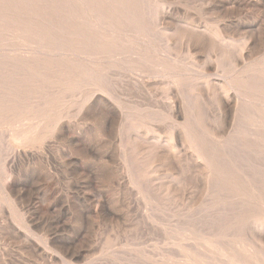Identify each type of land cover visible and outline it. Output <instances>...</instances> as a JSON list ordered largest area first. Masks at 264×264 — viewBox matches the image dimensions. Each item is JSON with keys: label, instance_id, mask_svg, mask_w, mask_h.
I'll list each match as a JSON object with an SVG mask.
<instances>
[{"label": "rangeland", "instance_id": "rangeland-1", "mask_svg": "<svg viewBox=\"0 0 264 264\" xmlns=\"http://www.w3.org/2000/svg\"><path fill=\"white\" fill-rule=\"evenodd\" d=\"M138 6L149 13L143 27L121 34L122 48L101 53L97 82L101 81L102 92L94 99L97 104L87 105L86 114L78 112L80 94L89 89L90 78H84L88 83L77 79L70 91L65 90L77 98L69 99L63 92L62 120L72 132L25 144L22 131L35 125V113L17 104L0 117V180L14 202L11 206L0 197V264H223L222 257L242 248L264 257V227H260L264 213L249 201L253 195L246 183L251 181L255 192L264 194V133L259 146L253 135L258 130L254 93L240 95L230 88L241 76L250 85H261L264 94V0H139ZM12 46L23 47L17 42ZM12 52L0 53V82L24 85L32 101L43 94L51 73L37 66L26 71L19 55L27 51ZM226 99L232 109L224 115L221 103ZM110 108L118 115L113 123L108 119ZM193 115L200 129L193 128L205 139L210 163L199 157L198 142L188 134ZM185 131L190 139L185 140ZM245 150L251 159L256 157L254 161L241 153ZM20 151L27 152L28 159ZM237 158L250 166L238 164ZM258 158L263 161L258 163ZM243 168L253 173L251 177ZM226 175L233 176V184Z\"/></svg>", "mask_w": 264, "mask_h": 264}, {"label": "bare ground", "instance_id": "bare-ground-1", "mask_svg": "<svg viewBox=\"0 0 264 264\" xmlns=\"http://www.w3.org/2000/svg\"><path fill=\"white\" fill-rule=\"evenodd\" d=\"M144 1V0H143ZM250 1V0H248ZM142 3V2H141ZM145 3V2H144ZM139 0H0V53L2 52V55H8L9 51H19V53L21 51H27L23 54H21L22 56L19 55V57H21L22 59H20V64L25 67L24 69L26 71H32V66H37L39 67L40 71L42 72V70H47L51 73V79H47V83H45L46 85V89L43 91V94L39 97H35L32 99V101H30V99H28V97H26L25 91H24V85L22 84H17V83H1L2 86H0V117L2 116V114H4V112H6L7 110L9 111L12 108H16L15 106H18L17 104H19L18 107H25V105H27L26 107H28L29 111L34 112L35 113V120L36 123L35 125H31V127L29 126L28 128L25 126L23 128H25V130H23L22 132L24 133L25 138L24 143L25 144H32L35 143L37 140H43L46 137L50 136H56L58 133L60 134V132H62L60 135H62L65 130V132L67 133V131H69L70 127L68 125H66L65 123L63 124V115H62V109H66V108H62L63 104H65V102L63 101V92L65 93L66 89L69 88V85L71 83H74L75 80L77 79H81L83 78V81H87L89 78L90 80H92V82L87 81V83L89 82V89H84V93L82 92V94H80L81 97V103L79 106V113L81 114H86L89 107L86 109V106L89 104L94 103V99H97L98 94H100V92H102L101 87L99 86L100 84H98L97 80L100 79V75L99 71L101 72V65H100V61L103 60V58H101V53L103 51H111V50H116L118 47L120 48L122 42H123V36L121 34L125 33V31L127 29H132V30H136V29H141L143 27V19L145 12H143V10L139 9ZM146 5V3H145ZM148 5V4H147ZM143 8V7H142ZM148 8V6H147ZM146 9V8H145ZM149 14V13H148ZM147 14V17H148ZM148 24V23H147ZM263 26V24H262ZM145 27L146 24H145ZM144 27V28H145ZM223 27V26H222ZM264 27V26H263ZM149 28V27H148ZM147 29V28H146ZM256 29V28H255ZM263 30V29H262ZM147 31V30H146ZM154 31V30H153ZM217 31V30H216ZM256 32V31H255ZM150 33V32H149ZM257 33V32H256ZM255 33V34H256ZM131 34V33H130ZM129 34V35H130ZM151 36V35H150ZM149 36V37H150ZM133 37V36H132ZM137 37V36H136ZM139 37V36H138ZM257 37V34H256ZM263 38V37H262ZM126 39V38H125ZM124 39V40H125ZM157 39V38H155ZM141 40V39H140ZM145 40V39H144ZM153 40V39H152ZM160 40V39H157ZM17 42L20 43L23 47L17 48V47H13L12 43ZM140 42V41H139ZM150 42V41H148ZM162 42V41H161ZM166 42V41H165ZM164 42V43H165ZM257 42V41H256ZM10 43V44H9ZM133 43V42H132ZM255 43V41H254ZM134 44V43H133ZM156 44V43H155ZM144 45V44H143ZM150 45H152L150 43ZM145 46V45H144ZM128 47V46H127ZM126 47V48H127ZM157 47V46H156ZM122 48V47H121ZM135 48V47H134ZM262 48H264L262 46ZM145 49V48H144ZM143 49V50H144ZM151 49V47H150ZM153 49V48H152ZM139 50V49H138ZM162 50V49H161ZM159 51V50H158ZM12 52V54H13ZM141 52V51H140ZM11 53V52H10ZM139 54V52H137ZM152 53V52H151ZM163 53V52H162ZM161 53V54H162ZM15 54V53H14ZM18 54V52H17ZM143 54V53H142ZM141 54V57H142ZM145 54V53H144ZM143 54V55H144ZM11 55V54H10ZM131 56V55H128ZM153 56V55H151ZM1 57V54H0ZM8 57V56H7ZM148 57V56H147ZM166 57V56H165ZM164 58V57H163ZM168 58V57H167ZM172 58V57H171ZM7 59V58H6ZM11 59V58H10ZM132 59V58H131ZM139 59V58H138ZM152 59V58H151ZM159 59V58H158ZM175 60V59H174ZM262 60V59H261ZM13 61H18V59ZM138 61V60H137ZM142 61V60H141ZM140 61V62H141ZM158 61V60H157ZM160 61V60H159ZM158 61V62H159ZM8 62V61H7ZM108 62V61H107ZM139 62V61H138ZM166 62V61H165ZM260 62V61H259ZM9 63V62H8ZM146 63V62H144ZM160 63V62H159ZM168 63V62H167ZM13 62H12V66H13ZM16 64V63H15ZM139 64V63H138ZM175 64V63H174ZM11 65V63H10ZM10 65H8L10 67ZM18 65V63L16 64V66ZM149 65V64H148ZM171 65V64H170ZM176 65V64H175ZM259 65V64H258ZM106 66V65H103ZM112 66V65H111ZM150 66V65H149ZM148 66V67H149ZM4 67V66H3ZM34 67V68H37ZM109 67V66H108ZM147 67V68H148ZM153 68V66H151ZM14 68V67H13ZM18 69V67H16ZM20 70L22 69V67H19ZM31 68V69H30ZM151 68V69H152ZM156 68V67H155ZM161 68V67H160ZM165 69H167V67H164ZM180 68V67H179ZM1 69V68H0ZM12 69V67H11ZM162 69V68H161ZM182 69V68H181ZM9 70V69H8ZM15 70V69H14ZM12 69V75L14 74V71ZM19 70V71H20ZM22 70V71H25ZM119 70V69H118ZM236 70V69H235ZM2 71V70H1ZM14 71V72H13ZM103 71V69H102ZM113 71V69L111 70ZM122 71V70H119ZM118 71V73H119ZM125 71V70H124ZM146 71V70H145ZM150 71V69H149ZM154 71V69H153ZM157 71V70H155ZM170 71V70H169ZM107 73H109L108 71H106ZM116 71H114L115 73ZM159 72V71H157ZM200 72V71H199ZM235 72V71H234ZM2 73V72H1ZM6 73V71H5ZM3 73V74H5ZM107 73H105V75H107ZM121 73V72H120ZM119 73V74H120ZM147 73V72H146ZM152 73V71H151ZM151 73H147L150 74ZM17 74V73H16ZM28 74V73H27ZM116 74V73H115ZM123 74V71H122ZM165 74V73H164ZM168 74V73H167ZM176 74V73H175ZM208 74V73H207ZM22 75V74H21ZM104 75V74H103ZM121 75V74H120ZM118 75V77L120 76ZM130 75V74H129ZM149 75V76H150ZM174 75V74H173ZM170 75V76H173ZM184 75V74H183ZM9 76V74H8ZM43 76V75H42ZM111 76H114V74H112ZM117 76V75H116ZM124 76V77H122ZM122 78H125V74L122 75ZM148 76V75H147ZM148 76V77H149ZM168 76V75H167ZM179 76V75H178ZM177 76V77H178ZM189 76V75H188ZM199 76V75H198ZM7 77V76H6ZM102 77V75H101ZM153 77V76H152ZM155 77V76H154ZM176 77V78H177ZM235 77V76H233ZM251 77V76H249ZM255 77V76H254ZM253 77V78H254ZM8 78V77H7ZM14 78V77H13ZM45 79L47 77H41V79ZM84 78H88L87 80H84ZM92 78V79H91ZM103 78V77H102ZM101 78V79H102ZM104 80H110L111 78L108 77L106 78V76H104ZM130 78V77H129ZM145 78V77H144ZM165 78V77H164ZM169 78V77H168ZM225 78V77H224ZM237 78V77H236ZM120 79V77H119ZM127 79V78H125ZM146 79V78H145ZM144 79V80H145ZM162 79V77H161ZM259 79V78H258ZM18 80V79H17ZM36 80H39V82L43 83V80L40 81V78H36ZM46 80V79H45ZM94 80V81H93ZM103 80V79H102ZM112 80H116L113 79ZM121 81H123L122 79H120ZM119 80V82H120ZM129 80H132L131 78ZM134 80V78H133ZM156 80V79H155ZM175 80V79H174ZM181 80V79H180ZM238 80V81H237ZM128 81V79H127ZM264 81V80H263ZM17 82V81H16ZM19 82V81H18ZM38 82V81H37ZM50 82V83H48ZM115 82V81H114ZM117 82V81H116ZM125 83H127L126 81H123ZM131 82V81H129ZM91 83V84H90ZM118 83V82H117ZM190 83V82H189ZM193 83V82H192ZM259 83V82H257ZM36 84V83H35ZM34 84V85H35ZM79 84V83H78ZM77 84V85H78ZM82 84V83H81ZM103 84H105L103 82ZM120 84V83H118ZM124 84V83H123ZM134 83L132 82V85ZM182 84V83H181ZM261 84V83H260ZM129 85V83L127 84ZM131 85V86H132ZM136 85V84H135ZM254 85V84H253ZM250 85L248 83V80L243 79L241 76H239L238 79H236V81H234V83L231 82L230 84V88L234 89L236 92H238V94L240 95H245L248 93L253 94L254 93V99H252V104H253V108L252 111H254V115L256 116L257 119V131L255 133H253L255 141H257L258 143L262 142V134L264 133V94H262V92H260V90L263 89V87H261V85H256L253 86ZM36 86V85H35ZM79 86V85H78ZM125 86V85H124ZM130 86V87H131ZM192 86V85H191ZM190 86V87H191ZM229 86V85H228ZM258 86V87H257ZM87 87V85H86ZM129 87V86H127ZM135 87V86H134ZM81 88V87H80ZM78 88V89H80ZM137 88V87H136ZM186 88V87H185ZM202 88V87H201ZM42 89V88H41ZM77 89V88H76ZM75 89V90H76ZM183 89V88H182ZM194 89V88H193ZM204 88H202L203 90ZM253 89H257L256 92H252ZM74 90V91H75ZM86 90V91H85ZM70 91V88L69 90ZM73 90H71L72 92ZM76 94H79V91L76 90ZM190 91V90H189ZM204 91V90H203ZM206 91V90H205ZM204 91V93L206 94V92ZM81 92V91H80ZM104 92V91H103ZM233 92V91H232ZM73 93V92H72ZM71 93V94H72ZM193 93V92H192ZM264 93V92H263ZM40 94V93H39ZM69 94V95H68ZM65 95L66 96H71L70 93H68ZM204 94V95H205ZM74 95V93H73ZM72 95V96H73ZM211 95V94H210ZM232 95V94H231ZM65 96V97H66ZM71 96V98H72ZM76 96V95H74ZM79 96V95H78ZM78 96H76L75 98H77ZM99 96V95H98ZM191 98L193 96V94L191 95ZM206 96V95H205ZM233 96V95H232ZM103 97V96H102ZM109 97V96H108ZM234 97V96H233ZM238 97V96H237ZM104 98V97H103ZM206 98V97H205ZM223 98V97H222ZM70 99V97H69ZM74 99V98H73ZM72 99V100H73ZM240 99V98H239ZM66 100V99H65ZM71 100V101H72ZM76 100V99H74ZM101 100V98H100ZM107 100V99H106ZM105 100V101H106ZM190 104L192 102V99H190ZM235 100V99H233ZM30 101V104L28 103ZM77 101V100H76ZM94 101V102H93ZM64 102V103H63ZM75 102V101H74ZM73 102V103H74ZM100 102V101H99ZM97 104V101L95 102ZM101 103V102H100ZM110 103V102H109ZM234 103V102H233ZM32 104V105H31ZM68 104V103H67ZM189 104V103H188ZM189 104V106L191 107V105ZM71 105V104H70ZM123 105V104H122ZM201 105H203L201 103ZM65 106V105H64ZM75 106V105H74ZM113 106V105H112ZM173 106V105H172ZM95 107V106H94ZM93 107V108H94ZM97 108V106H96ZM218 108V107H217ZM241 108H242V104H241ZM248 108V107H247ZM111 109V108H110ZM113 109V108H112ZM110 110V117L108 118L109 121L111 120V123L114 122V120L116 119V117L118 116L115 111ZM116 109V108H115ZM118 109V108H117ZM120 109V108H119ZM193 109V107H192ZM204 109V113H205V108L203 106ZM232 109V103L229 99L224 100L221 103V111L222 113L228 114ZM13 110V109H12ZM11 110V112H12ZM21 110V109H20ZM78 110V109H77ZM179 110V109H178ZM189 110V109H187ZM219 110V109H217ZM249 110V108H248ZM65 111V110H64ZM69 111V110H67ZM128 111V110H126ZM243 111H244V107H243ZM66 112V111H65ZM106 112V111H105ZM183 112V111H182ZM218 112V111H216ZM16 114V112H14ZM14 113L12 115H14ZM24 113V111L22 112ZM21 113V114H22ZM125 113V112H124ZM127 113V112H126ZM129 113V112H128ZM181 113V112H180ZM180 113H178L180 115ZM189 113V112H188ZM219 113V112H218ZM25 114V113H24ZM109 114V113H108ZM121 114V113H120ZM177 114V113H176ZM177 114V115H178ZM191 114V113H190ZM207 114V112H206ZM205 114V116H206ZM217 114V113H216ZM221 114V113H220ZM232 114V112H231ZM252 114V112H251ZM28 115V114H27ZM73 115V114H72ZM189 115V114H188ZM208 115V114H207ZM219 115V114H218ZM230 115V114H229ZM19 116V115H17ZM30 116V115H28ZM32 116V115H31ZM65 116V115H64ZM75 116V115H74ZM81 116V115H80ZM220 116V115H219ZM227 116V115H226ZM240 116V115H238ZM9 117V116H8ZM11 117V116H10ZM16 117V115H15ZM13 117V118H15ZM83 118V116H81ZM181 117V116H180ZM218 117V116H217ZM5 118V117H4ZM69 118V117H68ZM71 118V117H70ZM126 118V117H125ZM182 118V117H181ZM9 119V118H7ZM20 119V118H19ZM23 119V118H22ZM33 119V118H32ZM128 119V118H127ZM178 119V118H177ZM191 119V118H190ZM219 119V118H218ZM227 119V118H226ZM18 120V119H17ZM182 120V119H181ZM206 120V119H205ZM23 121V120H21ZM32 121V120H31ZM77 121V120H76ZM108 121V120H107ZM130 121V120H129ZM152 121V120H151ZM154 121V119H153ZM189 121V120H188ZM185 120V123L187 124V122ZM193 122V126L191 125V123ZM227 121V120H226ZM229 121V119H228ZM240 121V120H239ZM26 122V121H25ZM30 122V121H29ZM125 122V121H124ZM189 122L190 125L187 126L188 131L190 133V136L192 137L193 141L194 139L197 140L198 142V154L199 157L202 158L206 163H210V158H208V153L206 152L205 148L203 147V143L205 141L204 138L202 137H198V134L195 132V129L199 128L200 126L198 124V122L196 121V118L193 115V119L190 120ZM215 122H213L214 124ZM19 124V123H16ZM110 124V123H109ZM108 122L106 124L107 127H112V124L109 125ZM151 124V123H150ZM76 125V124H75ZM248 125V124H247ZM14 126L16 127L17 125L14 124ZM23 126V125H22ZM5 127V126H4ZM12 127V126H11ZM20 127V126H19ZM184 126H182L181 128L183 130H186L183 128ZM243 127V129L245 128L244 124L241 126ZM240 127V128H241ZM248 127V126H246ZM18 128V127H16ZM109 128V129H110ZM250 129V127H248ZM12 129V128H11ZM73 129V128H72ZM113 129V128H112ZM110 129V130H112ZM247 131H250V130ZM19 130H22L21 128ZM1 131V130H0ZM71 131V130H70ZM70 131L68 133H70ZM17 132V131H16ZM72 132V131H71ZM238 132V131H237ZM67 133V135H68ZM177 133V131H176ZM186 133V131H185ZM199 133V132H198ZM252 133V132H251ZM249 132H247L246 134H251ZM17 134V133H15ZM107 134V133H106ZM200 134V133H199ZM203 134V133H202ZM200 134V136L202 135ZM241 134V133H240ZM80 135V134H79ZM178 135V134H177ZM19 136V135H18ZM70 136V134H69ZM68 136V137H69ZM133 136V135H132ZM203 136V135H202ZM240 136V135H239ZM247 136V135H246ZM252 136V135H251ZM22 137V136H21ZM59 137V136H58ZM56 137V138H58ZM61 137V136H60ZM65 136L63 135V138ZM71 137V136H70ZM76 137V135H75ZM187 133L185 136V140L187 138ZM236 137V136H235ZM234 137V138H235ZM21 138V139H23ZM62 138V137H61ZM62 138V139H63ZM206 138V137H205ZM246 139V137H244ZM248 138V137H247ZM16 138H14V141ZM20 139V138H18ZM65 139V138H64ZM179 139V138H177ZM187 139H190L187 138ZM213 139V138H212ZM61 140V139H58ZM70 140V139H69ZM209 140V139H208ZM226 140V139H225ZM230 140V139H229ZM236 140V138H235ZM253 140V139H252ZM251 140V141H252ZM23 141V140H22ZM56 141V140H55ZM192 141V140H190ZM211 141V140H210ZM215 141V140H214ZM227 141V140H226ZM240 142V140H238ZM237 141V142H238ZM243 141V140H242ZM241 141V142H242ZM247 141V140H246ZM17 142V141H16ZM21 142V141H18ZM52 142V141H51ZM70 142V141H69ZM196 142V143H197ZM209 142V141H208ZM207 142V143H208ZM217 142V141H216ZM223 142V141H221ZM233 142V141H232ZM236 142V141H235ZM240 142V143H241ZM250 142V141H248ZM264 142V141H263ZM43 143V142H42ZM220 143V142H219ZM224 143V142H223ZM21 144V143H20ZM55 144V143H54ZM64 144V143H63ZM85 144V143H84ZM83 144V145H84ZM229 144V143H228ZM238 145V143H236ZM249 144V143H248ZM251 144V143H250ZM256 144V143H255ZM197 145V144H196ZM195 145V146H196ZM227 145V143H226ZM233 145V144H232ZM240 145V144H239ZM242 145V144H241ZM240 145V146H241ZM257 145V144H256ZM259 145V144H258ZM262 144L260 143L259 146H261ZM37 146V145H36ZM76 146V145H75ZM208 146V144L206 145ZM231 146V145H230ZM235 145H233L232 147H234ZM249 146V145H248ZM255 146V145H254ZM67 147V146H66ZM223 147V146H222ZM252 147V146H251ZM258 147V146H257ZM235 149H237L236 147H234ZM261 148V147H260ZM263 148V146H262ZM43 149V148H42ZM85 149V148H84ZM90 149V148H89ZM92 149V148H91ZM214 149V148H213ZM228 148L225 147V152ZM231 149V148H230ZM249 149V148H248ZM215 150V149H214ZM221 150V149H220ZM218 150V151H220ZM239 149H237V152ZM254 150V149H252ZM250 149V154L251 151ZM256 150V149H255ZM263 151V149H261ZM26 151V150H25ZM28 151V150H27ZM232 151V149H231ZM230 151V152H231ZM242 151V150H241ZM257 151V150H256ZM43 152V151H42ZM209 152V151H208ZM229 152V151H228ZM235 152V151H234ZM248 151L245 150V152H241L243 154H247ZM253 152V151H252ZM258 152V151H257ZM257 152L254 151L255 154H258ZM23 156L26 157V159H28V153L27 152H21ZM41 153V152H40ZM233 153V151H232ZM261 154V152H259ZM17 154V153H15ZM39 154V153H38ZM49 154V153H48ZM226 154L228 155V153L226 152ZM242 154V155H243ZM249 154V153H248ZM248 154L246 157H248ZM249 154V155H250ZM259 154V155H260ZM31 156H33L32 154H29ZM51 155V154H50ZM53 155V154H52ZM90 155V154H89ZM234 154H232L233 156ZM236 155V153H235ZM238 156L240 155L239 153L237 154ZM236 155V156H237ZM241 155V156H242ZM252 155V154H251ZM250 155V156H251ZM257 155V156H259ZM263 153L262 156L263 157ZM16 156V155H15ZM214 156V155H213ZM216 156V155H215ZM224 156V155H223ZM235 156V158H236ZM237 156V157H238ZM244 156V155H243ZM255 156V155H254ZM20 156H17V158H19ZM244 157V158H246ZM17 158H14V160ZM21 158H23L21 156ZM49 158V157H48ZM70 158V157H69ZM213 158V157H212ZM222 158V157H221ZM243 158V157H242ZM243 158V159H244ZM249 160L251 161L253 158L255 159L256 157H253L251 159V157ZM246 158L245 160L247 161ZM260 158V156H259ZM259 158L256 160L258 161H263V160H259ZM264 158V157H263ZM12 159V157L10 158ZM24 159V158H23ZM25 159V160H26ZM55 159V158H54ZM227 159V158H226ZM225 159V162L228 161ZM231 159V156H230ZM233 159V157H232ZM231 159V161H232ZM240 159V158H239ZM238 158L235 159L236 162H239L241 160H239ZM254 159L252 161H254ZM6 160V159H5ZM14 160H11V165L14 164ZM22 160V159H21ZM32 160V159H30ZM72 160V159H69ZM202 160V161H203ZM2 161V160H1ZM14 161V162H13ZM19 161V160H18ZM17 161V162H18ZM35 161V160H34ZM50 161V160H49ZM48 161V162H49ZM52 161V160H51ZM249 161V162H250ZM251 161V162H252ZM255 161V162H256ZM8 162V161H7ZM10 162V161H9ZM16 162V163H17ZM21 162V161H20ZM60 162V160H59ZM71 162V161H70ZM73 162V161H72ZM230 162V161H229ZM245 161L243 160V162H239L238 164H243ZM248 162V161H247ZM248 162V163H249ZM221 163V161H220ZM228 163V162H227ZM231 163V162H230ZM234 163V162H233ZM246 163V162H245ZM244 163V164H245ZM248 163L245 164V168H247V166L249 165ZM260 163V162H258ZM18 164V163H17ZM20 164V163H19ZM25 164V163H24ZM28 164H29V160H28ZM27 164V165H28ZM61 164V163H60ZM64 164V163H63ZM254 164V162H253ZM257 164V163H255ZM262 164V163H261ZM8 165V164H7ZM227 165V164H226ZM259 167L260 165L257 164ZM263 165H264V161H263ZM10 166V163H9ZM8 166V167H9ZM62 166V165H61ZM224 166V165H223ZM228 166V165H227ZM235 166H242V165H237V163H235ZM250 166V165H249ZM252 166V165H251ZM254 166V165H253ZM7 167V168H8ZM229 167V166H228ZM255 167V166H254ZM253 167V168H254ZM262 167V166H261ZM4 168V167H3ZM11 168V173L13 172L12 167ZM18 168V167H17ZM60 168V167H59ZM243 168V169H245ZM252 168V169H253ZM1 169V168H0ZM16 169V168H15ZM262 169V168H261ZM19 169L15 170L18 171ZM240 170V168H239ZM256 172L255 173H260L261 171L258 169H254ZM264 170V169H263ZM9 171V170H8ZM58 171V170H57ZM225 171V170H224ZM20 172V171H19ZM90 172V171H89ZM244 172H246V174H248V170H244ZM243 172V173H244ZM248 172V173H247ZM14 173V172H13ZM59 173V172H58ZM224 173V172H223ZM251 173V174H250ZM247 176L251 177V175L253 174L252 172H250ZM264 173V171H263ZM19 174V173H18ZM89 174V173H88ZM236 174V172H235ZM245 174V175H246ZM16 175V174H15ZM68 176V175H67ZM210 176V175H209ZM229 177L227 178V175L225 176L227 179H229L230 181H228L230 184L234 183L233 180V176L231 177L230 175H228ZM262 176V175H261ZM259 177V176H258ZM263 177V176H262ZM8 178V177H7ZM16 179V178H15ZM72 179V178H71ZM254 179V178H253ZM250 180H252V178H250ZM258 180V179H257ZM8 181V180H7ZM209 181V178H208ZM256 181V178L255 180ZM210 182V181H209ZM244 182V180H243ZM260 182V180L258 181V183ZM14 183V182H13ZM247 185L251 188V194L253 195V197L249 196L248 198L251 197V199L249 201H251L253 203V205L259 209L258 211H263L264 213V194L262 195L261 192H255L257 189V187H255L251 181L248 182V180L246 181ZM255 183V182H254ZM19 184V183H18ZM76 186V185H75ZM243 186V184L241 185ZM12 187V186H11ZM10 187V188H11ZM77 188V187H76ZM259 188V187H258ZM264 188V187H263ZM261 189V188H260ZM15 190V189H13ZM74 190V189H73ZM75 191V190H74ZM15 192V191H14ZM16 193V192H15ZM217 194V193H216ZM226 194V193H225ZM220 195V194H219ZM0 197L2 198V200L4 201V203L9 204V205H14V202L11 200V195L9 193V191L7 190V186L4 182H2L0 180ZM218 198V197H216ZM221 200V199H220ZM236 200V199H235ZM243 200V199H242ZM62 201V200H61ZM213 201V200H212ZM240 201V200H239ZM60 202V201H59ZM32 205V204H31ZM105 205V204H104ZM214 205V204H213ZM221 205V204H220ZM238 205V204H237ZM241 205V204H240ZM22 206V205H21ZM18 205V207H21ZM219 206V205H218ZM244 206V205H243ZM23 207V206H22ZM25 207V206H24ZM8 208V207H7ZM29 208V207H28ZM27 208V209H28ZM238 208V207H237ZM240 208V207H239ZM245 208V207H242ZM214 209V208H213ZM221 209V207H220ZM29 210V209H28ZM27 210V211H28ZM66 210V209H65ZM217 210V209H216ZM215 210V212H216ZM236 210V209H235ZM23 211V210H22ZM31 211V210H29ZM107 211V210H106ZM219 211V210H218ZM222 211V209H221ZM241 211V210H240ZM255 211H257L255 209ZM66 212V211H65ZM245 212V211H244ZM20 213V212H19ZM223 213V212H222ZM247 214H250V212L248 210H246ZM245 213V214H246ZM256 213V212H255ZM66 214V213H65ZM241 214V213H240ZM34 216V215H33ZM227 216V215H226ZM31 218V217H30ZM56 218V217H55ZM217 218V217H216ZM248 218V217H247ZM224 219V218H223ZM227 220V219H226ZM252 220V219H251ZM228 221V220H227ZM255 221V220H254ZM29 222V221H28ZM32 222V221H31ZM34 222V221H33ZM55 224V223H54ZM226 225V224H225ZM227 226V225H226ZM234 226V225H233ZM260 227H264V222L260 224ZM235 231V230H234ZM244 232V231H243ZM241 233V232H240ZM249 234V233H248ZM221 235V234H220ZM219 235V236H220ZM206 236V235H205ZM222 236V235H221ZM237 236V234H236ZM249 236V235H248ZM201 237V236H200ZM212 237V236H211ZM203 238V237H202ZM207 238V237H206ZM209 239V238H208ZM244 239V237H243ZM247 239V238H246ZM251 239V237H250ZM253 240V239H252ZM242 241V240H241ZM250 241V240H249ZM246 242V241H245ZM228 242H226L227 244ZM231 243V242H230ZM234 243V242H233ZM239 243V242H238ZM249 243V242H248ZM225 244V245H226ZM257 245V243H255ZM229 245V244H228ZM227 245V246H228ZM253 245V244H252ZM255 245V246H256ZM220 246V245H219ZM261 246V245H260ZM258 246V247H260ZM222 247V246H221ZM234 247V246H233ZM47 248V247H46ZM210 248V247H209ZM230 248H232L230 246ZM235 248V247H234ZM262 248V247H261ZM218 249V248H217ZM233 250V249H232ZM261 251V249H259ZM255 252V250H254ZM252 253L249 250H246L244 248H242L241 250H239L238 252L235 251V253L231 254L229 253L228 250V255L229 256H225V258H221V261L223 264H245L248 263V261L253 264H264V257H262L261 255H257L255 253ZM258 252V250H257ZM262 252V251H261ZM208 253V252H207ZM259 253V252H258ZM264 253V252H263ZM261 253V254H263ZM235 254V255H234ZM236 254H238V257H235ZM240 258V259H239ZM167 260V259H165ZM169 261V260H168ZM172 262V261H170ZM163 263V262H161ZM172 264V263H171Z\"/></svg>", "mask_w": 264, "mask_h": 264}]
</instances>
